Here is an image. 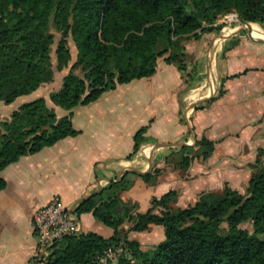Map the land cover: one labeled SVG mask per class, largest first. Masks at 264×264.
Returning a JSON list of instances; mask_svg holds the SVG:
<instances>
[{
    "label": "trees",
    "instance_id": "16d2710c",
    "mask_svg": "<svg viewBox=\"0 0 264 264\" xmlns=\"http://www.w3.org/2000/svg\"><path fill=\"white\" fill-rule=\"evenodd\" d=\"M230 12L242 24L264 26V0H0V101L11 104L52 83L53 67L58 72L69 68L59 89L49 94L50 102L65 111L89 104L117 85L151 77L159 58L184 70L189 58L184 41L218 32L221 26L215 21ZM50 27L60 35L54 58ZM68 39L77 52L70 66ZM146 130L134 134L127 159L146 142ZM77 134L71 113L58 118L44 98L24 103L0 121V172L23 156ZM213 146L205 138L182 146L178 166L188 168L197 157L195 148L206 159ZM251 168L243 194L225 186L174 210L176 193L169 191L153 199L146 213L134 216L119 199L131 184L124 179L112 182L100 193L104 197L99 203L91 196L74 209L77 217L91 213L112 235L66 236L41 264H98L108 250L118 247V264H129L128 257L136 264H264V166L257 158ZM140 177L145 182L152 178ZM5 186L0 177V191ZM125 222L131 223L127 230L122 228ZM152 225L163 228L164 238L150 249L143 251L138 241L127 239L128 232H145Z\"/></svg>",
    "mask_w": 264,
    "mask_h": 264
},
{
    "label": "crops",
    "instance_id": "0c3cea01",
    "mask_svg": "<svg viewBox=\"0 0 264 264\" xmlns=\"http://www.w3.org/2000/svg\"><path fill=\"white\" fill-rule=\"evenodd\" d=\"M246 28L253 38H238L225 54H200L196 48L206 40L204 35L184 41L189 56L184 70L162 57L151 77L117 85L89 104L71 111L47 104L58 118L71 113L78 134L23 156L0 172L6 182L0 191V264H41L32 215L54 198L70 209L91 196L97 204L110 183L124 179L131 185L119 199L134 216L146 213L153 199L169 191L176 193L172 205L179 209L225 186L243 194L253 174L251 165L259 158L264 166V32L255 25ZM48 85L28 96L34 100ZM211 98L216 99L209 103ZM44 99L47 103L49 97ZM142 127L147 128V140L127 159L133 136ZM202 138L213 142L212 153L203 159L202 150L195 148L197 157L181 169L179 149ZM146 174L152 176L148 182L140 177ZM77 219L82 232L83 225L88 228L84 233L104 238L113 233L91 213ZM153 227L161 235L163 228L152 225L145 232H128L127 239L146 251L156 242L147 245L134 238Z\"/></svg>",
    "mask_w": 264,
    "mask_h": 264
},
{
    "label": "rangeland",
    "instance_id": "374dc122",
    "mask_svg": "<svg viewBox=\"0 0 264 264\" xmlns=\"http://www.w3.org/2000/svg\"><path fill=\"white\" fill-rule=\"evenodd\" d=\"M233 16L235 18V21H231L229 18ZM215 26H221V29L218 32H211V33H205L204 38L206 40L202 39L201 43H199L201 46L198 45L199 48V53L200 54H225V50L234 42L237 41L238 38H253L251 36L252 31L249 28H246L247 24H242L240 23L238 16L235 12H230L225 15H222L217 18V20L214 23ZM262 32H264V26H259ZM50 32L54 34V44L52 46V57L54 58V53H55V48H56V43L60 37L59 33L55 30L54 27H50ZM241 32H244V35L241 34ZM260 36H263V34H260ZM264 38V37H263ZM68 46L70 48V53H71V62L69 66L76 60V50L73 45V42L68 39ZM201 47V48H200ZM54 62V61H53ZM54 69V80L51 84L48 85V89L45 87V89L41 90L34 100L38 98H44L49 97L50 92L56 91L59 89L62 79L65 76L66 73H68L69 68L66 70H62L61 72H58L55 67ZM75 74H78L80 77L83 76V74L79 70H73ZM50 88V89H49ZM32 97L30 96H22L17 98L13 103L11 104H5L4 102L0 101V121L8 118L10 114L17 110L18 107H20L24 103H28L34 100H31ZM50 106H52V103L50 100H47V103ZM59 110H62L59 108ZM175 205V204H174ZM172 205L173 209H179V206H174ZM184 206H180V208H183ZM125 227H129V222L124 223ZM247 227V226H245ZM156 227H153L150 232L147 233H142L139 235V233L136 234L135 238L136 240H139L145 244L148 245L149 243H158V236H162L161 240L164 238V233L163 229H161V235L160 231L158 229H155ZM88 231V228L83 225V232ZM160 240V241H161ZM155 245V244H154ZM122 255V250L120 247L115 248L114 250H108L104 256L102 257L104 259L103 262H100L98 264H117L120 256Z\"/></svg>",
    "mask_w": 264,
    "mask_h": 264
},
{
    "label": "built area",
    "instance_id": "2783aa9c",
    "mask_svg": "<svg viewBox=\"0 0 264 264\" xmlns=\"http://www.w3.org/2000/svg\"><path fill=\"white\" fill-rule=\"evenodd\" d=\"M32 225L40 262L46 261L52 247L64 237L82 232L74 209L65 208L58 198L52 199L33 213ZM128 260L129 264H136L130 257ZM103 261L100 258V262Z\"/></svg>",
    "mask_w": 264,
    "mask_h": 264
},
{
    "label": "water",
    "instance_id": "95a60500",
    "mask_svg": "<svg viewBox=\"0 0 264 264\" xmlns=\"http://www.w3.org/2000/svg\"><path fill=\"white\" fill-rule=\"evenodd\" d=\"M246 24H251V23H246ZM160 146H166V145H161V144H158L157 147H160ZM168 146V145H167ZM182 146V145H181ZM129 171H132V169H129ZM83 201H85V199L83 200H80L79 203H82Z\"/></svg>",
    "mask_w": 264,
    "mask_h": 264
},
{
    "label": "bare ground",
    "instance_id": "6f19581e",
    "mask_svg": "<svg viewBox=\"0 0 264 264\" xmlns=\"http://www.w3.org/2000/svg\"><path fill=\"white\" fill-rule=\"evenodd\" d=\"M255 26H257V25H255Z\"/></svg>",
    "mask_w": 264,
    "mask_h": 264
}]
</instances>
